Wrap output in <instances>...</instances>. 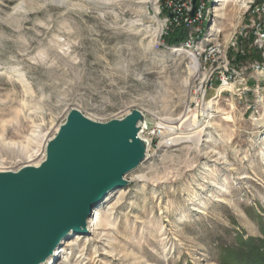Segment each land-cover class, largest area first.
Wrapping results in <instances>:
<instances>
[{
  "label": "rangeland",
  "instance_id": "obj_1",
  "mask_svg": "<svg viewBox=\"0 0 264 264\" xmlns=\"http://www.w3.org/2000/svg\"><path fill=\"white\" fill-rule=\"evenodd\" d=\"M161 3L0 0V171L41 161L70 109L145 115L148 153L127 186L43 264H235L244 243L264 245V45L251 28L264 18L224 2L211 27L222 53L196 65L164 41Z\"/></svg>",
  "mask_w": 264,
  "mask_h": 264
},
{
  "label": "water",
  "instance_id": "obj_2",
  "mask_svg": "<svg viewBox=\"0 0 264 264\" xmlns=\"http://www.w3.org/2000/svg\"><path fill=\"white\" fill-rule=\"evenodd\" d=\"M145 115L93 121L70 109L37 165L0 171V264H43L70 233L87 232L92 209L138 168Z\"/></svg>",
  "mask_w": 264,
  "mask_h": 264
},
{
  "label": "built area",
  "instance_id": "obj_3",
  "mask_svg": "<svg viewBox=\"0 0 264 264\" xmlns=\"http://www.w3.org/2000/svg\"><path fill=\"white\" fill-rule=\"evenodd\" d=\"M248 12H256L262 14L264 18V2L254 5L253 0H241ZM160 2V0H158ZM161 11H167L166 17V33L172 31L174 28L183 26L187 30L186 38L178 46L173 48H181L186 51H194V60L199 63L203 62L204 66L209 64L213 56L222 53L219 46L215 45L211 40L215 36L211 27L216 22V15L219 12L217 9H222L219 0H162ZM218 11V12H216ZM253 32L256 35L255 44L259 47L264 45V20L261 22L252 21ZM165 33V34H166ZM259 71H264L263 66L255 67ZM228 75L226 80L231 79Z\"/></svg>",
  "mask_w": 264,
  "mask_h": 264
},
{
  "label": "trees",
  "instance_id": "obj_4",
  "mask_svg": "<svg viewBox=\"0 0 264 264\" xmlns=\"http://www.w3.org/2000/svg\"><path fill=\"white\" fill-rule=\"evenodd\" d=\"M186 36L187 30L181 26L174 28L171 32H167L164 41L168 45L178 46ZM234 261L235 264H264V245H259L254 241L244 243L241 248L236 251Z\"/></svg>",
  "mask_w": 264,
  "mask_h": 264
},
{
  "label": "bare ground",
  "instance_id": "obj_5",
  "mask_svg": "<svg viewBox=\"0 0 264 264\" xmlns=\"http://www.w3.org/2000/svg\"><path fill=\"white\" fill-rule=\"evenodd\" d=\"M233 0H219V2L221 3V6H223V4H224V2L225 3H229V2H232ZM242 4H244L243 2H242ZM245 5V4H244ZM217 10H219V9H217ZM217 12V11H216ZM172 51L176 54V55H182V53H184L185 51H184V49H175V48H172ZM187 54V53H186ZM196 65H197V63H196V61L194 62ZM228 86V84H223V85H221V87L219 88V89H217L216 90V92H217V95L220 93V92H222V90L223 89H225V87H227ZM215 92V93H216ZM209 103H210V101H208L207 103H206V106H209ZM139 137H142L141 136V132H140V134H139ZM143 138V137H142ZM143 139H145V138H143ZM148 147H149V143H148ZM148 147H147V150H148ZM147 150H146V152H147ZM148 153V152H147ZM44 155V154H43ZM45 156V155H44ZM44 159V158H43ZM42 159V160H43ZM41 160V161H42ZM41 161H39V162H41ZM39 162L38 163H36V164H33V166H37L38 164H39ZM115 195V197L117 198V200H121V198H122V196H121V194L119 193V192H117V193H115L114 194ZM108 198H110V196H108ZM115 198V199H116ZM116 200V201H117ZM98 205H99V203H98ZM98 205L97 206H95L93 209H92V213H91V216H90V221H88V228H92V226H93V223L96 221V214H97V212H96V210H97V208H98ZM70 235V234H69ZM65 239H66V236L60 241L61 243L57 246V248L55 249V253H53V255L55 256V254L57 253V250L58 249H61L62 248V246L64 245V241H65ZM59 247V248H58ZM55 258V257H54ZM49 259V258H48Z\"/></svg>",
  "mask_w": 264,
  "mask_h": 264
}]
</instances>
